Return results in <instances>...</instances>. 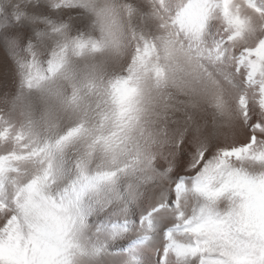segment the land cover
I'll return each mask as SVG.
<instances>
[{
  "label": "bare ground",
  "instance_id": "obj_1",
  "mask_svg": "<svg viewBox=\"0 0 264 264\" xmlns=\"http://www.w3.org/2000/svg\"><path fill=\"white\" fill-rule=\"evenodd\" d=\"M28 1L18 27L0 10V172L40 196L44 238L17 232L0 264H193L188 226L201 252L253 264L215 225L222 212L264 239V150L238 147L264 120V0ZM234 49L254 56L247 86ZM57 135L41 175L32 145ZM185 139L193 164L223 146L195 185Z\"/></svg>",
  "mask_w": 264,
  "mask_h": 264
},
{
  "label": "snow or ice",
  "instance_id": "obj_2",
  "mask_svg": "<svg viewBox=\"0 0 264 264\" xmlns=\"http://www.w3.org/2000/svg\"><path fill=\"white\" fill-rule=\"evenodd\" d=\"M160 10V9H158ZM169 23L174 27L176 26V20L171 17V12L167 14ZM203 39V35H202ZM204 40V39H203ZM211 50V46H208ZM239 52L240 59L236 62L235 72L239 75L240 79L244 82V86H247L249 82V73L253 70L254 65L252 60L254 56L245 49H234L235 52ZM137 54V47L128 53L127 63H131L132 59ZM211 68L212 66L209 65ZM213 71L214 68H213ZM250 112L245 113V117L249 116ZM255 124V127L259 129L256 135H253L247 143H243L238 147H247L252 145L253 149L264 150V144L258 137H264V120L257 115L253 116V120L250 121ZM75 129H68L65 136H70ZM245 135L247 132L245 130ZM37 151H42L47 154V160L41 166V175L44 174L45 169L51 173L52 169V156L51 153L55 148H63V137L57 135L54 143H35L32 145ZM237 147V146H236ZM186 149V150H185ZM223 149L222 145L216 142H210L206 151H204L203 157L198 160L197 163H189L191 160L189 153L195 151L193 146L185 139L181 145V167L187 164V168L195 177V183H197L201 169H203L205 163L214 158L218 152ZM227 150H231L228 148ZM14 164L16 162H13ZM49 164L51 167H49ZM17 174L11 170L7 172H0V179H4V191L5 194L0 196V205L3 208L0 209V246L7 247L9 249H16V233L20 234L25 240L34 241L39 243L44 238V223L42 212L45 209V204L41 200L40 196L36 194H29L22 186L18 185L13 177ZM180 186H177L176 192ZM40 191L47 194V185L42 186ZM178 199V195H177ZM183 216V214H181ZM217 223L215 225L218 229H227L231 234L233 240L232 251L240 255H246L253 259V264H264V239H261L256 233L250 232L246 229L242 230V226L238 227L232 224L231 220L226 218L222 212H216ZM188 231L192 234L193 242L187 249L188 254L193 259V264H209V261L215 259L218 264H232L231 260L221 255L217 251L201 252V240L202 237L197 235L198 229L188 226ZM30 264H39L38 258L32 259Z\"/></svg>",
  "mask_w": 264,
  "mask_h": 264
},
{
  "label": "rangeland",
  "instance_id": "obj_3",
  "mask_svg": "<svg viewBox=\"0 0 264 264\" xmlns=\"http://www.w3.org/2000/svg\"><path fill=\"white\" fill-rule=\"evenodd\" d=\"M72 2H74V0H71V1L69 0V3H72ZM28 6H29L28 0H0V10H2L1 12L6 13L8 15L9 19H11L12 21L14 20L15 22L17 21L18 23L20 22V24L22 23L21 18H23V16H24L23 13H27V10L29 8ZM19 17H21V18H19ZM17 18H19V19H17ZM18 20H20V21H18ZM15 22H14V25L15 26L17 25V27H18L19 24L17 22H16L17 23L16 24ZM0 23H1V25H0V32H1L2 22H0Z\"/></svg>",
  "mask_w": 264,
  "mask_h": 264
}]
</instances>
